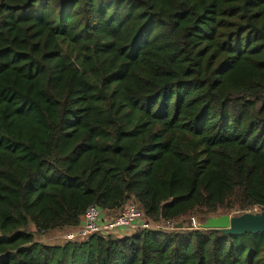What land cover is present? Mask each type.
<instances>
[{
	"label": "trees",
	"instance_id": "trees-1",
	"mask_svg": "<svg viewBox=\"0 0 264 264\" xmlns=\"http://www.w3.org/2000/svg\"><path fill=\"white\" fill-rule=\"evenodd\" d=\"M133 203L163 232L40 238ZM264 0H0V264H264Z\"/></svg>",
	"mask_w": 264,
	"mask_h": 264
},
{
	"label": "built area",
	"instance_id": "built-area-1",
	"mask_svg": "<svg viewBox=\"0 0 264 264\" xmlns=\"http://www.w3.org/2000/svg\"><path fill=\"white\" fill-rule=\"evenodd\" d=\"M103 212L95 205L88 207L82 216V224L78 228L62 234L61 239L66 242L84 240L93 234H111L114 231L124 228L130 232L137 230L149 231H175L177 224L165 221L151 223L143 219L142 213L133 203L127 204L114 218L102 220ZM199 222L192 217L188 223V230H199Z\"/></svg>",
	"mask_w": 264,
	"mask_h": 264
},
{
	"label": "water",
	"instance_id": "water-1",
	"mask_svg": "<svg viewBox=\"0 0 264 264\" xmlns=\"http://www.w3.org/2000/svg\"><path fill=\"white\" fill-rule=\"evenodd\" d=\"M183 228L182 222H178L175 226L176 231ZM199 229L218 231L230 236L262 234L264 233V207L258 212L245 211L208 217L199 224Z\"/></svg>",
	"mask_w": 264,
	"mask_h": 264
},
{
	"label": "rangeland",
	"instance_id": "rangeland-1",
	"mask_svg": "<svg viewBox=\"0 0 264 264\" xmlns=\"http://www.w3.org/2000/svg\"><path fill=\"white\" fill-rule=\"evenodd\" d=\"M253 212H258V210H253ZM103 214H106L105 212ZM186 226V224L184 225ZM188 226V224H187ZM63 232L60 231H54L51 232V234L47 235V236H42L39 240L41 243H45L48 245H59L62 244L63 241L61 239Z\"/></svg>",
	"mask_w": 264,
	"mask_h": 264
},
{
	"label": "crops",
	"instance_id": "crops-1",
	"mask_svg": "<svg viewBox=\"0 0 264 264\" xmlns=\"http://www.w3.org/2000/svg\"><path fill=\"white\" fill-rule=\"evenodd\" d=\"M118 215V214H117ZM116 215H111V214H102V220L104 219V220H109V219H112V218H114ZM114 233H116V234H119V235H126V234H129L130 233V231L128 230V229H124V228H120V229H118V230H116V231H114Z\"/></svg>",
	"mask_w": 264,
	"mask_h": 264
}]
</instances>
